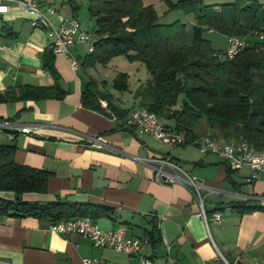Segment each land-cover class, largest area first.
Here are the masks:
<instances>
[{
  "label": "crops",
  "instance_id": "1",
  "mask_svg": "<svg viewBox=\"0 0 264 264\" xmlns=\"http://www.w3.org/2000/svg\"><path fill=\"white\" fill-rule=\"evenodd\" d=\"M142 1L155 10L162 7L161 13L156 11L158 16L167 12L166 5L159 0ZM40 9L54 26L63 19H78L79 6L75 0L43 3ZM192 21L188 24L193 25ZM8 30H12L13 36ZM244 39L256 40L252 36ZM77 45L70 49L79 63L77 70L70 68L64 56L53 57L57 83L66 93L63 98L0 102V122L35 128L31 134H14L13 140L0 129V144L16 147L13 155L16 164L51 173L44 193H26L22 200L100 207L103 214L89 217L92 222L102 231L121 229L127 238H147L149 242L142 254L153 264H167L169 258L178 264H264V210L245 211L236 207L264 208V174L246 183L245 178L250 175L247 166L234 170L218 156L203 155L192 146L169 148L150 135L125 126V117L119 119L83 108L82 91L88 81L94 80L121 109H137L139 99L134 94L149 76L146 71L145 78L135 79L131 88V77L127 74L128 91L119 93H127V98L115 96L88 69L82 68L84 57ZM49 49L48 30L34 28L17 7L0 16V94L24 87H52L54 79L42 68L43 54ZM175 108L179 110L180 105ZM163 123L175 126L173 119ZM191 130V135L198 137L211 133L204 120ZM96 137L106 140L107 147H91L88 140ZM162 156L178 163L202 183L199 194L203 206L209 214L219 212L223 218L220 223L209 220L206 228L198 217L200 206L193 190L178 182H155L151 166L138 160ZM0 198L12 201L14 196L1 192ZM49 224L28 216L0 217V264H81L84 258L114 264L137 262L135 255L95 248L86 237L52 232ZM152 232L156 238L149 240Z\"/></svg>",
  "mask_w": 264,
  "mask_h": 264
},
{
  "label": "trees",
  "instance_id": "2",
  "mask_svg": "<svg viewBox=\"0 0 264 264\" xmlns=\"http://www.w3.org/2000/svg\"><path fill=\"white\" fill-rule=\"evenodd\" d=\"M159 1L166 5L167 12L192 15L194 24L179 20L160 23L155 8L144 5L142 0H90L88 11L95 20L92 33L96 41L93 51L84 56L82 68L107 65L119 56L141 63L149 78L134 94L139 108L153 112L162 123L173 119V129L189 137H198L191 135V129L204 120L211 131L208 135L233 141L243 139L257 150L264 149V56L257 51V41L246 39L251 42L248 48L231 60H222L218 55L223 52L215 51L204 36L209 30L241 38L264 33V0H233L220 5H204L201 0ZM8 34L13 36L12 30ZM53 57L51 49L42 57V68L55 81L52 87L20 88L0 94V102L63 98L66 93L57 83ZM112 88L128 91V75L119 73ZM100 101L107 103L106 109ZM178 104L180 109L176 110ZM81 105L119 119L126 115L94 80L85 85ZM15 150L13 144H0V193L14 196L12 201L0 198V217L28 216L54 223L103 214L100 207L90 204L24 202L22 195L46 191L51 173L16 164ZM236 207L264 210L258 206ZM155 235L152 232L149 240Z\"/></svg>",
  "mask_w": 264,
  "mask_h": 264
},
{
  "label": "built area",
  "instance_id": "3",
  "mask_svg": "<svg viewBox=\"0 0 264 264\" xmlns=\"http://www.w3.org/2000/svg\"><path fill=\"white\" fill-rule=\"evenodd\" d=\"M67 0H0V16L11 12L13 7L26 15L30 19V24L34 28H46L51 41V50L54 55H62L66 58L72 70L79 68L77 59L71 54L70 49L77 45H85L88 53L93 51L96 36L94 33L83 30L78 19H63L60 24L54 26L41 11L43 3H62ZM255 39L258 43L257 51L264 56V33H256ZM251 42L238 36L227 37V48L218 56L220 59L231 60ZM102 108H107L105 101H100ZM124 124L127 127L135 128L141 133L150 135L159 143L169 147L177 148L192 146L203 155H216L232 169L239 170L243 166L250 169V175L245 178L246 183L256 181L260 174H264V149L257 150L247 141L228 140L221 136L206 135L201 137H189L184 132H179L163 124L158 117L144 108L126 110ZM0 129L8 133L10 140L14 134H31L33 126H22L10 122H0ZM88 144L94 148L107 147V142L101 137L91 138ZM141 163L151 166L154 174V181L160 184H170L178 182L186 188L193 190L192 195L198 202L200 210L198 217L205 227L208 221L220 223L222 215L214 211L209 214L203 206V198L199 191L203 188L201 182L192 177L178 163L168 157H157L141 160ZM176 173H180V177ZM52 232L61 235H79L88 238L92 245L98 249H111L117 253L137 256L135 264H153L152 260L142 254L144 246L149 242L147 238H127L121 229L102 231L89 217H75L49 224ZM81 264H114L103 259L84 258ZM167 264H178L174 259L169 258ZM227 264V263H226Z\"/></svg>",
  "mask_w": 264,
  "mask_h": 264
},
{
  "label": "rangeland",
  "instance_id": "4",
  "mask_svg": "<svg viewBox=\"0 0 264 264\" xmlns=\"http://www.w3.org/2000/svg\"><path fill=\"white\" fill-rule=\"evenodd\" d=\"M204 5H213V4H227L229 2H232L233 0H201ZM77 5L79 6V9L77 10V18L82 23V27H88L89 29L94 30V20L90 19L88 7L90 5V0H75ZM164 6V5H163ZM162 7L156 8V11L158 13H161ZM179 20L181 22H184L188 24V21H192L193 16L192 15H185L181 11H172V12H166L162 13L159 16V22L167 24L172 21ZM193 22V21H192ZM189 22V23H192ZM88 24V25H87ZM190 25V24H188ZM205 37L209 39L212 42V47L216 49L217 51H225L226 49V38L225 36L218 34V33H212L207 34L205 32ZM79 46V45H77ZM79 51L81 53V57L83 58L84 55L88 52L87 47L85 45L79 46ZM88 71L92 73L93 78L98 81L99 83L106 85V90L110 93H113L115 96L122 97L123 99L127 98V93H121L115 92L111 87V81L112 79L118 74V73H126L131 78L129 81L130 87H133L134 80L135 79H144L146 76V70L143 64L138 62H129L125 57L119 56L112 58L109 63L106 66H98L93 67L90 71L88 68ZM104 81V83L102 82Z\"/></svg>",
  "mask_w": 264,
  "mask_h": 264
}]
</instances>
